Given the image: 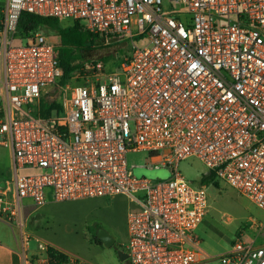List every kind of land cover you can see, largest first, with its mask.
Listing matches in <instances>:
<instances>
[{
    "label": "built area",
    "instance_id": "1",
    "mask_svg": "<svg viewBox=\"0 0 264 264\" xmlns=\"http://www.w3.org/2000/svg\"><path fill=\"white\" fill-rule=\"evenodd\" d=\"M23 13L79 21L131 51L61 84L58 47L42 29L20 35ZM0 65V146L12 156L0 223L24 237L27 207L125 197L128 264H264L254 241L210 254L197 235L207 184L264 210V0H0ZM141 152L170 177L135 176L127 155ZM193 158L206 183L181 174ZM24 264L87 263L39 242Z\"/></svg>",
    "mask_w": 264,
    "mask_h": 264
},
{
    "label": "rangeland",
    "instance_id": "2",
    "mask_svg": "<svg viewBox=\"0 0 264 264\" xmlns=\"http://www.w3.org/2000/svg\"><path fill=\"white\" fill-rule=\"evenodd\" d=\"M69 25V21L62 22ZM42 32L57 47L60 46L58 34L50 29L42 28ZM128 42V41H127ZM114 50L116 55L113 54ZM131 51V45L123 41L120 44L112 43L105 47L101 43L96 44L90 51V61H99L103 57H108L107 64L109 70H113L119 61ZM87 62V63H89ZM86 63V64H87ZM1 75V65H0ZM72 86H75L72 83ZM55 117L56 112L51 113ZM127 164L130 171L138 177H145L150 180H166L170 177V169H164L159 165V169L152 167V160L145 152L130 153L127 155ZM153 168V169H152ZM181 174L191 182H200L209 170L196 158L182 162L179 166ZM10 178L12 176V156L8 148L0 146V177ZM207 191L210 197V210L202 225L197 230L202 247L210 254H222L232 248V245L239 238L246 241H254L257 245L264 246V210L258 208L251 200L240 195L236 190L227 185L220 184L219 187L207 184ZM101 207L83 210H69L68 220L50 224L49 236L66 254L77 256L92 264H127L122 262L116 252V247L105 248L97 246L90 240V236L83 231L85 222H90L96 218L111 236L117 239V245L123 242L127 245L128 236L124 230V218L128 215L129 201L125 197L114 199H101ZM79 201L77 203H81ZM82 204V203H81ZM57 206V205H54ZM61 206V205H59ZM76 206V205H74ZM77 208V207H76ZM80 210V211H79ZM110 224L116 228L115 234L109 229ZM91 229V228H90ZM27 230V227L26 229ZM91 233L97 235L96 228L91 229ZM127 237V240H126ZM37 243L31 242V250H36Z\"/></svg>",
    "mask_w": 264,
    "mask_h": 264
},
{
    "label": "crops",
    "instance_id": "3",
    "mask_svg": "<svg viewBox=\"0 0 264 264\" xmlns=\"http://www.w3.org/2000/svg\"><path fill=\"white\" fill-rule=\"evenodd\" d=\"M81 203L65 202V203L56 204V203L50 202L44 208H41V209H34L32 207H27L24 212L25 229L27 227V230H25V233L27 235H25L24 237L21 235V232L17 226L15 225L13 226L5 220L1 221L0 223V264H24V250L29 249L30 252L36 251V250H33V251L31 250L32 241H35L37 244L39 242H43L47 244L49 247H51L52 249H55L62 254L73 256V257H76L86 262L87 264H92L77 256L64 253L58 247L56 242H54L52 236H49L47 234V231H50L49 228H50L51 223L62 222L64 220H68V216L70 214L69 210L73 211V210H78L82 208L80 210H83V213L86 214L88 209L92 208V210H94L96 207H101L103 204V202L100 200H87V201H82ZM54 205H57V206H54ZM129 208H130V204L128 205V209ZM100 222H101L100 219L96 218L90 222H85V224L83 225L82 229L84 233L90 236V240L92 242H94L93 237L95 235L91 233L92 228H96L97 230L101 228L106 229L101 224H99ZM109 229L113 232L112 234H115L114 232H116V228L114 224H110ZM124 230L128 236L127 214H126V217L124 218ZM27 236L30 240L28 245L24 242L25 239H27ZM115 240H116V243L114 247H116V252L119 256V251L124 246L123 245L124 241L120 242L117 245V239L115 238ZM126 240H127V237H126ZM94 244L97 246H103L102 244L99 245L95 242Z\"/></svg>",
    "mask_w": 264,
    "mask_h": 264
},
{
    "label": "trees",
    "instance_id": "4",
    "mask_svg": "<svg viewBox=\"0 0 264 264\" xmlns=\"http://www.w3.org/2000/svg\"><path fill=\"white\" fill-rule=\"evenodd\" d=\"M42 28L56 32L60 38V46L58 47V50L61 68L63 70L61 84L66 83L78 69L84 68L86 65L95 62H89V58L91 55L90 51H92L93 47L98 44V37L87 31L79 21L73 22L70 25H63L62 22L56 19L40 18L29 13L22 14L18 28L20 35H26L29 32ZM109 59L110 58L108 57H103L99 61L106 64ZM42 108L43 117L48 116L52 109V107L47 108L46 102L43 104ZM207 181V178L202 180L203 183H206ZM93 239L95 243L99 245L101 244L97 235H94ZM60 256L64 257L63 255Z\"/></svg>",
    "mask_w": 264,
    "mask_h": 264
},
{
    "label": "water",
    "instance_id": "5",
    "mask_svg": "<svg viewBox=\"0 0 264 264\" xmlns=\"http://www.w3.org/2000/svg\"><path fill=\"white\" fill-rule=\"evenodd\" d=\"M97 238L105 248H113L115 246L116 240L111 236L107 231L99 229L97 233ZM119 258L122 262H125L128 259V254L124 249H120Z\"/></svg>",
    "mask_w": 264,
    "mask_h": 264
}]
</instances>
